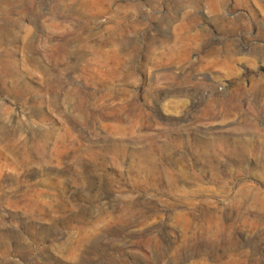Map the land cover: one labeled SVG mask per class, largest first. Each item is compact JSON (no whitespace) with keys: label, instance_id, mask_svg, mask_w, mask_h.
<instances>
[{"label":"rangeland","instance_id":"1","mask_svg":"<svg viewBox=\"0 0 264 264\" xmlns=\"http://www.w3.org/2000/svg\"><path fill=\"white\" fill-rule=\"evenodd\" d=\"M0 264H264V0H0Z\"/></svg>","mask_w":264,"mask_h":264}]
</instances>
